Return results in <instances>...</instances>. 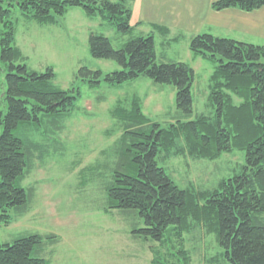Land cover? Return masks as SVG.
Here are the masks:
<instances>
[{
    "label": "trees",
    "instance_id": "obj_1",
    "mask_svg": "<svg viewBox=\"0 0 264 264\" xmlns=\"http://www.w3.org/2000/svg\"><path fill=\"white\" fill-rule=\"evenodd\" d=\"M133 2L0 0V71L6 102V112L0 111V223L8 226L32 207L36 188L25 189L22 182L34 170L33 159L41 148L21 138V132L38 133L45 120L69 117L80 96L60 88L51 67L37 72L28 66L27 57L15 44L12 9L17 8L28 21L53 25L69 9L79 7L88 17L98 15L118 34L128 36L116 49L103 34L90 32V54L111 60L120 69L103 75L100 70L83 68L79 72L82 79L91 86L101 81L118 86L148 78L175 91V116L164 126L143 113L138 97L112 110L115 130L121 134L112 148L117 162L103 184V212L118 211L131 220L135 239L161 245L174 239L182 264H189L183 235L194 227L215 235L222 260L228 264H264V45L207 33L190 39L193 57L215 68L208 85L211 110L193 118V69L187 63L159 57L153 33H133L140 25L139 21L131 25ZM263 7L264 0H217L211 5L214 11L251 12ZM152 28L163 37L164 48L182 38L171 37L165 26ZM233 151L244 153V164L212 189L180 188L159 165L185 155L214 161ZM44 239L57 242L56 236L30 233L12 243H0V264H48L40 256ZM151 264L161 263L154 259Z\"/></svg>",
    "mask_w": 264,
    "mask_h": 264
},
{
    "label": "rangeland",
    "instance_id": "obj_2",
    "mask_svg": "<svg viewBox=\"0 0 264 264\" xmlns=\"http://www.w3.org/2000/svg\"><path fill=\"white\" fill-rule=\"evenodd\" d=\"M201 1L203 3V0H193L195 5ZM151 3L149 0L132 3L131 25L136 18L143 20L133 33H153L159 57L163 55L168 61L187 63L193 69V118L209 114L208 85L214 64L193 57L187 35L164 48L163 37L149 25L148 18H162L165 14L149 9ZM168 6L171 8L170 4ZM174 10L185 12L180 3ZM11 19L16 29L15 44L27 57L28 66L37 72L51 67L55 83L65 91L79 92L80 96L69 117L45 120L38 133L21 132V138L36 142L41 148L33 159L34 170L22 182L25 189L33 186L36 189L27 214L8 226L0 223V243H12L30 233L56 236L55 243L43 241L40 256L48 264H151L154 259L161 264H182L174 239L163 245L135 239L131 235V220L124 219L121 212L104 213L102 210L103 184L117 162L112 148L121 134L115 130L112 110L118 103L127 106L138 97L143 113L164 126L175 116L174 88L155 84L148 78L118 86L104 81L91 86L82 79L79 72L83 68L100 70L103 75L120 69L111 60L97 59L90 54V32L103 34L116 49L128 37L118 34L100 16L88 17L82 8L69 9L53 25L28 21L17 8L12 9ZM3 79L4 73L0 71V111L5 113ZM99 162L101 168L95 170ZM243 164L244 153L240 151L224 153L214 161L195 160L185 155L159 163L177 186L192 185L196 190L212 189L220 180L232 177ZM183 240L189 264H228L222 260L215 235H207L201 227L186 232Z\"/></svg>",
    "mask_w": 264,
    "mask_h": 264
},
{
    "label": "crops",
    "instance_id": "obj_3",
    "mask_svg": "<svg viewBox=\"0 0 264 264\" xmlns=\"http://www.w3.org/2000/svg\"><path fill=\"white\" fill-rule=\"evenodd\" d=\"M215 1L203 0V3L201 1L195 5L193 0H149L152 2L149 9L163 11L165 14L162 18L149 17V25L165 26L171 37L187 35L191 39L207 33L218 38L264 45V7L251 12L234 8L214 11L211 5ZM179 3L185 12L177 13L174 10ZM136 21L141 23L143 20L136 18Z\"/></svg>",
    "mask_w": 264,
    "mask_h": 264
}]
</instances>
